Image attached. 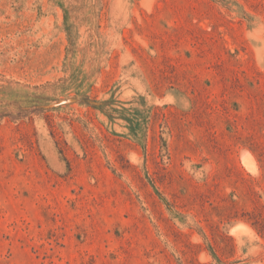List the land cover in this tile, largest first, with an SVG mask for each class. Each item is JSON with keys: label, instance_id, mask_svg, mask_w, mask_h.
<instances>
[{"label": "rangeland", "instance_id": "rangeland-1", "mask_svg": "<svg viewBox=\"0 0 264 264\" xmlns=\"http://www.w3.org/2000/svg\"><path fill=\"white\" fill-rule=\"evenodd\" d=\"M0 264H264V0H0Z\"/></svg>", "mask_w": 264, "mask_h": 264}]
</instances>
